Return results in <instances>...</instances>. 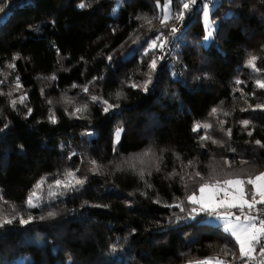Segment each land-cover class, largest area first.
Listing matches in <instances>:
<instances>
[{"label":"trees","instance_id":"1","mask_svg":"<svg viewBox=\"0 0 264 264\" xmlns=\"http://www.w3.org/2000/svg\"><path fill=\"white\" fill-rule=\"evenodd\" d=\"M81 2L87 7L78 8ZM157 2L0 0V196L11 202L0 201V209L7 216L34 217L26 225L16 219L0 228V264H188L225 246L238 254L235 240L219 225L205 223L206 215L178 218L186 213L165 204L185 197V181L168 178L174 169L191 171L181 162L196 161L205 176L210 161L225 171H264V148L254 143L264 142V111L250 107L264 104V90L255 87V74L245 67L252 54L264 68V0H217L209 13L213 35L205 45L201 6L191 15L187 11L169 63L157 60V48L147 50L172 23L161 26L157 17H162L165 0H159V8ZM170 6L175 11L178 4L174 0ZM153 59L155 72L148 67ZM149 73L152 83L145 92ZM53 75L55 80L48 79ZM236 79L244 83L236 85ZM117 92L123 93L119 99ZM91 96L120 107L105 114L104 105ZM84 104L88 110L81 119L68 115ZM213 107L229 115L213 118ZM218 119L232 130L231 138L219 131ZM242 120L250 121L247 128ZM194 121L211 122L212 135L221 143L201 148L197 137L203 130L193 133ZM120 125L125 131L113 153L112 133ZM149 148L162 157L161 170L146 168L142 179L123 162ZM72 151L77 155L69 160ZM87 158L103 165L99 174L90 171ZM225 160L233 162L232 168ZM77 167L76 175L87 178L78 191L50 199L45 185L40 207H27L41 177L51 181ZM194 187L188 182L187 191ZM48 211L57 215L40 220Z\"/></svg>","mask_w":264,"mask_h":264},{"label":"snow or ice","instance_id":"2","mask_svg":"<svg viewBox=\"0 0 264 264\" xmlns=\"http://www.w3.org/2000/svg\"><path fill=\"white\" fill-rule=\"evenodd\" d=\"M174 0H165L163 5L162 17H157L163 28H168V21L170 19H175L177 21H182L184 19L185 13L190 11L193 6L197 4V0H175L178 7L176 12L173 14L171 10V3ZM78 8H85L87 5L84 2H81L77 5ZM157 7H160L159 0L157 2ZM4 8L0 7V12H3ZM203 18L206 22L209 20V4L204 3L202 6ZM2 19V17H0ZM137 19H143L144 22L148 25H151L153 21L146 17H137ZM54 23V21H53ZM179 29L176 26H171L168 28V32L171 35H175ZM213 32L211 30L210 24L208 30L204 37L205 40H208L212 37ZM169 43L166 39L164 33H161L160 36H157L155 39L151 40L148 43L147 50L155 49L157 47L163 49L165 45ZM146 50V51H147ZM59 51V50H58ZM19 59V57H13V61ZM109 59H111L109 57ZM258 56L249 54L248 59L245 61V67L250 69L255 75L253 77L254 85L258 89L264 90V76L261 73H264V68L257 66ZM157 65V60L153 59L148 65L151 72H155ZM8 68L14 69L15 64L9 63ZM148 78L142 86L143 91H148L149 84L152 83L151 74H147ZM48 79L55 80V75L49 77ZM102 79V77L100 78ZM2 83V81H0ZM244 83L240 79L235 80L236 85ZM19 79L17 78L15 89L19 90L21 88ZM72 87H78V85L73 84ZM130 87L138 88L141 87L138 84H131ZM84 92H88L87 86L83 87ZM234 91H239L242 94L243 90L241 88H235ZM0 95H4L3 92H0ZM11 96V93H8ZM116 98L119 99L123 95L121 92H117ZM26 94L19 97V102L23 103L26 100ZM90 100L94 103L99 102L104 105L103 112L105 114L109 111L119 108V104L110 103L108 100L103 99L102 97L91 96ZM17 103L16 99L11 100L12 106L15 108ZM52 103V101H49ZM252 110L260 109L264 111V104H258L253 106ZM88 110V105L84 104L83 106L76 107L72 112H69L68 115L75 116L77 119L82 118V113ZM248 109L241 108V111H247ZM28 113H31V109H28ZM221 114L223 116H228L229 113L223 111L220 107H213L209 112V116L217 118V115ZM50 121L52 123L56 122L55 115L50 116ZM225 121L218 119L219 131L223 132L229 138H231L232 130L224 128ZM242 127L247 128L250 124L249 120L240 121ZM5 128L7 125L4 126ZM214 125L208 121H194L191 131L193 133H200L203 130L202 134L197 137L198 142L200 143L201 148H206L207 143L212 144L221 143L215 139L212 135V129ZM3 131V129H0ZM125 131L122 125L114 128L112 133V150L113 153L117 151V145L120 143L122 133ZM248 135L251 136L252 132L249 131ZM258 147L264 148V142L256 140L254 142ZM77 153L73 152L69 155L68 159L71 160L73 156H76ZM177 160H180L179 154H176ZM88 163L91 164L90 171L93 174H99L103 165H101L97 160L87 158ZM162 157L156 156L151 148L145 150L144 152L129 157L123 163L128 166V168L136 172L142 179L145 176L146 168H154L155 171H160V163ZM83 162V160L81 161ZM185 170L190 169L191 171H186L185 174L177 172L175 169L169 173L168 178L174 176H179L181 181H185L186 194L183 200L178 201L174 204H165L166 207L178 208L180 212L186 213L185 217L178 218H187L194 219L196 216L204 214L209 217H214L216 221L222 222L223 231L231 236L235 240L234 248H238V254L233 248L227 246L222 247L220 252L214 256L206 257L200 260H190L188 264H249L250 261L256 259V256L259 255L260 260L259 264H264V207L258 208V205L264 206V171H255L248 172L246 169L241 168L235 171H225L223 168L218 169L214 162L210 161L207 165L210 168V172L207 176L202 174L199 170L196 169V161L189 160L186 164L181 162ZM242 165H246L248 161L242 160L240 162ZM137 165H140L139 169ZM224 165L227 168H232L233 162L225 160ZM117 171L122 170L120 165H117ZM80 171L77 167L76 169H66L64 173L58 175L53 180L49 181L47 177H41L36 184L33 185V190L29 193L25 203L28 208H37L40 207L39 201L41 200L40 192L44 190L45 185L47 186L48 192L47 196L50 199H55L58 196L64 195L66 192L78 191L86 181V177H78L76 173ZM148 175H151V172H148ZM185 175L187 180H185ZM188 182L195 185L191 191H187ZM151 187V185H148ZM250 186V187H248ZM197 193L199 195H197ZM0 201L4 204H11V202L4 199L3 196H0ZM159 202V201H154ZM87 203V202H85ZM188 205V206H186ZM93 207H107V205H92ZM131 206L130 204L128 205ZM13 211L15 212V206L12 205ZM233 209H236L237 212L233 213ZM57 215L56 211H48L47 216H40V220L46 218H53ZM243 217V221L241 220ZM19 219L21 225L29 224L33 221L34 217L28 215L27 218L20 216L18 213L16 215L7 216L3 214V209H0V228H4L5 225H10L14 220ZM258 249V251H257ZM112 251H115V245L112 246ZM220 253L223 254L221 258ZM231 257V260L227 259Z\"/></svg>","mask_w":264,"mask_h":264},{"label":"built area","instance_id":"3","mask_svg":"<svg viewBox=\"0 0 264 264\" xmlns=\"http://www.w3.org/2000/svg\"><path fill=\"white\" fill-rule=\"evenodd\" d=\"M210 1L211 0H197V4L195 6H193L192 9L190 10V15L193 11H195L200 6V3H208L209 4ZM172 12L174 14L176 12V10L172 11ZM171 21H172V23H171L170 27L176 26L179 29V31L173 36L167 30L164 35L166 36V39L169 41V43H167L163 49L157 47L156 58L159 62H162V63H164V62L169 63L171 61V51H172L173 42L175 41V39L177 37H179V35L183 29V26H184L183 25L184 19L182 21H177L175 19H171ZM257 207L260 208V207H264V206L258 205ZM257 251H258V249H257ZM259 260H260V257H259V255H257L256 259L253 261H250L249 264H259Z\"/></svg>","mask_w":264,"mask_h":264},{"label":"rangeland","instance_id":"4","mask_svg":"<svg viewBox=\"0 0 264 264\" xmlns=\"http://www.w3.org/2000/svg\"><path fill=\"white\" fill-rule=\"evenodd\" d=\"M216 2H217V0H211L210 3H209V9H211L215 5ZM203 4L204 3H200V6H201V9H200V22H201V25H202V28H203V37H202L201 42L205 45L208 40H205L204 37L206 35V32L208 30V26H209L210 22H209V20H208V22H206L204 20V18H203V12H202V6H203ZM162 11H163V7L161 8V14H162ZM210 27H212L211 24H210ZM197 195H199V194L197 193ZM232 211H234L233 213H236L237 212L236 209H233ZM241 220L243 221V217H241ZM204 222L207 223V224H209V225H219V227L221 228V230H223L222 222L221 221H216L214 217H209V216L206 215V217L204 219Z\"/></svg>","mask_w":264,"mask_h":264}]
</instances>
